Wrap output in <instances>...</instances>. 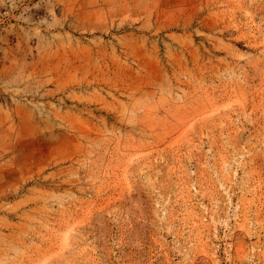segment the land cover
Segmentation results:
<instances>
[{"label": "rangeland", "instance_id": "374dc122", "mask_svg": "<svg viewBox=\"0 0 264 264\" xmlns=\"http://www.w3.org/2000/svg\"><path fill=\"white\" fill-rule=\"evenodd\" d=\"M0 264H264V0H0Z\"/></svg>", "mask_w": 264, "mask_h": 264}]
</instances>
